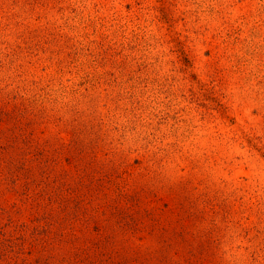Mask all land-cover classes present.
<instances>
[{
	"label": "rangeland",
	"instance_id": "rangeland-1",
	"mask_svg": "<svg viewBox=\"0 0 264 264\" xmlns=\"http://www.w3.org/2000/svg\"><path fill=\"white\" fill-rule=\"evenodd\" d=\"M0 264H264V0H0Z\"/></svg>",
	"mask_w": 264,
	"mask_h": 264
}]
</instances>
